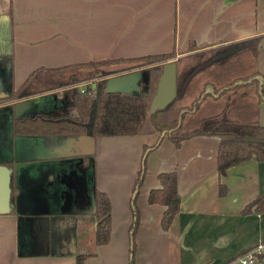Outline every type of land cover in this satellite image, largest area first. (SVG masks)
Returning <instances> with one entry per match:
<instances>
[{
    "label": "crops",
    "instance_id": "1",
    "mask_svg": "<svg viewBox=\"0 0 264 264\" xmlns=\"http://www.w3.org/2000/svg\"><path fill=\"white\" fill-rule=\"evenodd\" d=\"M257 36L255 55L245 50L227 59L238 61L242 53H250L255 62L252 75L259 73L264 80V0H0V70L5 71L4 82L10 85L9 89L17 88L29 72L42 66L171 51L177 72L179 59L205 55L224 44ZM220 63L207 64L211 67ZM226 65L221 76L213 78L219 85L238 78ZM64 88L59 86L40 96L36 93L13 98L9 104L4 144L11 140L19 145V150L23 148L11 158L7 154L0 157V163L10 172L12 169L8 183L10 201L12 193H17L20 187L18 172L29 163L61 156L67 144L63 137H72L11 135L9 121L14 103L30 99L38 104L21 108L19 114L53 110L62 103L61 94L54 92ZM262 90L264 94V83ZM43 96L50 99L51 107L46 108L48 103L40 105ZM225 97V101L232 103L225 106L224 113L243 112L242 115L249 114L248 119L264 125V100L255 97L254 109L248 112L247 103L240 101V97L233 99L232 94ZM157 136L158 132L153 131L95 137L93 185L78 182L76 208L67 204L63 207L67 213L29 208L18 215L13 206L0 212V264H77L76 255L80 253L85 254L80 264H128V228L132 217L129 196L142 147L152 144ZM218 141L216 134L195 133L175 146L163 135L147 154L146 172L136 196L139 218L134 235V264H243L239 257L264 241V210L241 212L247 202L264 196V159L248 158L219 175ZM77 166L89 167L81 162ZM171 170L176 174L180 203L177 214L163 229L160 221L164 206L150 203L147 195L150 189L159 187L157 174ZM95 188L104 191L110 200V237L105 244H95L94 223L89 216ZM31 215L41 216L45 223L42 226L37 221L29 223ZM49 215L74 216L73 236L58 243L64 224ZM53 221L54 232L49 226ZM29 227L37 234L52 231L54 242L46 249L34 247L39 241ZM37 227L41 230L36 231ZM83 246L87 250L81 249ZM246 264H264V252Z\"/></svg>",
    "mask_w": 264,
    "mask_h": 264
},
{
    "label": "trees",
    "instance_id": "2",
    "mask_svg": "<svg viewBox=\"0 0 264 264\" xmlns=\"http://www.w3.org/2000/svg\"><path fill=\"white\" fill-rule=\"evenodd\" d=\"M257 41L258 36L211 49L206 62L219 63L245 50L255 55ZM173 55L174 52L171 51L141 55L139 57L91 60V62L65 64L58 67L42 66L29 72L25 80L17 88H10L5 94H0V102H2L9 98H22L39 93L43 88H41L42 82L39 81L42 74L56 75V79L60 77L56 84L50 83L51 85L48 86H59L62 84L65 88L67 87L61 97L62 103L59 108L13 117L12 135L41 136L44 134H64L72 136L85 135L93 138L138 134L143 129L158 132V136L152 144H144L142 147L140 167L134 178V184L129 196V208L132 217L128 228V264H134V235L139 218L136 196L146 172V156L159 144L163 135H167L175 146L183 138L195 133H213L218 135L216 163L219 175L225 174L229 166L241 163L248 158L253 157L257 161L264 159V125L258 123L255 119L240 121L231 117L223 118V109L231 103L230 101H226L223 109L217 113L200 119L189 133L184 135L172 134L180 127L182 118L186 115L185 113L195 111L206 97L212 96L214 99H220L225 94V91L234 90L241 84L248 83L253 79L257 81L256 95L258 99L264 100L262 90L264 80L259 73L258 75L234 79L221 86H217L210 81L211 84L209 85H207L208 83H202L195 88L189 98L183 101V90L189 78V74L186 73L182 79L181 86L176 89L175 98L163 108H159L152 113L148 112L150 101L146 102L143 95L119 89L106 91L105 82L108 79V75L131 70L143 63L147 65L155 63L151 67H155L158 78L162 64ZM9 62L10 59L7 60V64ZM158 65L159 67H157ZM86 80L92 81L90 88L78 90L76 86L70 87L75 82ZM157 178L159 187L150 189L147 198L150 203H158L164 206L160 225L161 228L166 229L179 209L180 197L177 191L176 174L174 170L161 171L157 174ZM222 187L223 184H220L221 193ZM92 199L94 206L89 216L94 223V242L95 244H105L110 237V200L104 191L97 188L93 191ZM251 209L257 212L263 211L264 196H257L247 202L241 212H250ZM29 218V223L31 224L34 221H37L40 226L45 223H43L42 217L38 215H31ZM49 218H54L52 220H59L64 224L65 229L63 235L59 236L58 243L61 244L63 239H70L73 236L71 229L75 221L74 216L49 215ZM40 228L37 227L36 231ZM29 229L35 234V240L39 241L34 244V247L46 249L55 240L52 231L46 234L41 232L37 234L34 233L31 227ZM84 256V253L76 255V263L80 264Z\"/></svg>",
    "mask_w": 264,
    "mask_h": 264
},
{
    "label": "rangeland",
    "instance_id": "3",
    "mask_svg": "<svg viewBox=\"0 0 264 264\" xmlns=\"http://www.w3.org/2000/svg\"><path fill=\"white\" fill-rule=\"evenodd\" d=\"M209 53L205 55H196L191 58H184L177 60L178 68L176 72V89H178L181 86L182 79L185 77L186 73L189 74L188 81L185 85V88L183 90V101H185L187 98H189L190 95H192L193 91L196 87H198L202 83H208L207 85L211 84L210 82H213L215 85H219V83L214 82L213 78L217 75L221 76L223 73L226 64H229L231 68V73L235 72V74L238 76L237 79H241L247 76L252 75V70L255 68V62L251 57L250 53H242L241 59L234 60L232 59H226V61L221 62L220 64H211L212 66L209 67V64H207L206 61H208ZM171 58V57H170ZM169 58V59H170ZM172 59V58H171ZM168 60V59H167ZM155 63L151 65H147L145 63L135 66L133 69L140 70L141 71H134V72H128L125 73V75H119L117 76V87L116 89L122 90V91H128L133 92L139 95H143V98H145L146 102L151 101V97L154 93L155 86L157 83V73L154 66ZM225 65V66H224ZM224 66V68H222ZM152 70H151V68ZM159 67V65L157 66ZM192 68H195V72ZM157 69V68H156ZM193 70V71H192ZM197 71V72H196ZM6 74V73H4ZM43 76V77H42ZM112 75H108L110 77ZM5 75H3V70H0V93H5L9 90V86L5 84ZM107 77V78H108ZM4 78V79H3ZM136 81V83H133L132 80ZM60 77L56 79V75H49V74H42L39 81L42 82L41 88L42 90L39 91V94H42L44 92H53L52 89L58 88L59 86H63L60 84L59 86H48L52 83L56 84V81H59ZM209 80H211L209 82ZM51 83V84H50ZM76 84V82H75ZM75 84L70 87H75ZM54 85V84H53ZM221 86V85H219ZM64 87V86H63ZM68 87V88H70ZM67 88V87H66ZM57 89L55 94L59 95L61 94V97L63 95L64 90L66 89ZM257 93V81L253 79L252 81L248 83H243L234 90L230 89L228 91H225V94L220 99H214L212 96L206 97L199 105V107L192 112L185 113L186 115L182 118V122L179 128H177L174 132H172L173 135H184L192 131V128L196 125V123L204 118L209 117L212 114L217 113L219 110L223 109V105L225 104V95L232 94L233 99H236L237 96L240 97V101L244 100L247 103V109L248 112H252L254 109V99L258 96ZM236 94V95H234ZM34 95V94H32ZM48 95V94H47ZM40 96V95H39ZM30 103H33L32 100H27ZM48 102H51L50 99L46 100ZM235 100H233L234 102ZM232 103V100L230 101ZM51 103H48L47 107H51ZM224 113V112H223ZM243 112L239 114H229L224 113L223 118L231 117L235 119L242 120H252L248 119L247 115H242ZM7 119L6 117L0 113V157L2 155H9V157H13V155L18 153H21L19 150V145L15 142H11V140L7 141L6 144H4V134H5V128L7 127ZM153 132L152 130H145L139 134L143 133H149ZM62 136L58 137L61 138ZM71 138H76L74 142H70ZM65 144L63 150L72 152H76L78 159H80L81 163L88 164V168L83 167L82 169H79L75 166L76 160L74 157L70 156H60L58 157L60 160H66V162L61 163L62 167H71L74 176L73 178L67 179H55V178H48L46 174H44V171L39 169L40 167L37 166L35 163H29L27 168H24L22 171L18 172L17 181L18 185L20 187L18 188L17 193L14 191L12 193V197L14 200V211L18 213V215H23L24 213H21V204L18 203L17 205V197L21 198V201H23V204L26 205L27 209H31L32 211H45L46 209L49 210H58L61 211L60 213H67L64 210V206H67V203H71V208H76V201L74 200L72 189H70L69 186L72 185H78L77 178L79 175L84 177V181L90 183L93 185L94 176H95V166H94V160H95V149H94V140L95 137L91 138L88 136H72V137H63ZM13 144V145H12ZM18 145V146H17ZM67 145H70L69 148H67ZM88 145V146H87ZM15 146H17L15 148ZM16 149V150H15ZM62 151V150H61ZM67 160H71L72 162L69 163ZM13 161V159H11ZM10 161V162H11ZM124 159L121 158L120 162L123 163ZM67 163V164H66ZM68 163L70 165H68ZM140 163V160H139ZM140 167V166H139ZM82 170V171H81ZM34 174H37V178H34ZM52 186V188L50 187ZM67 191L69 192V198L67 197ZM21 195V196H20ZM53 195V198H50V196ZM34 202H33V201ZM66 200V202H65ZM62 201L64 202V205H62ZM64 207V208H63ZM54 222H51L49 224L50 229L54 232ZM87 246L81 247V249L87 250Z\"/></svg>",
    "mask_w": 264,
    "mask_h": 264
},
{
    "label": "water",
    "instance_id": "4",
    "mask_svg": "<svg viewBox=\"0 0 264 264\" xmlns=\"http://www.w3.org/2000/svg\"><path fill=\"white\" fill-rule=\"evenodd\" d=\"M162 68L161 71L158 75L157 78V83L155 86V91L152 95V99L149 103V107H148V112L152 113L155 110H158L159 108H163L165 105H167L168 103H170L176 95V81H175V77H176V64H175V58L174 59H168L167 61H165L162 64ZM117 76H110L108 77V79L106 80V91H112L115 90L117 87ZM133 83H136L135 79L132 80ZM30 100V99H27ZM26 100V102H16L14 103L13 109L15 112V115H21L18 113V110H20L23 107L26 106H34L36 107L38 104H34L30 103ZM48 98L44 97L40 98V105H46L47 103H49ZM83 136V135H81ZM85 136V135H84ZM89 137V136H88ZM76 140V138H71L70 142H74ZM63 146V145H62ZM88 146V145H87ZM64 147V146H63ZM70 145H67V148H69ZM23 148H21V152H22ZM70 156L71 158L74 157V159L76 160L75 166L77 168H79V166H77V164L80 162V159H78L77 153L76 152H72L71 150L65 152L64 154H61V156ZM60 157V156H59ZM63 162H66V160H60L58 157L57 158H52V157H47L46 159H44V161L42 162H38L37 166L40 167L39 169L44 171V174H46L48 176V178H55V179H70L73 178L74 176V172L72 170L71 167H62L61 163L63 164ZM67 162L71 163L72 161L67 160ZM68 163V165H70ZM67 164V163H66ZM80 169V168H79ZM82 171V170H81ZM12 172V169H11ZM10 170L8 167H6L4 164L0 163V212H5L7 211L10 207H14V200L13 198L10 201V197H9V191H10V187L8 185L9 180H10ZM81 180V182L85 183L86 186H88L89 183L84 181V177H82L81 175L78 176L77 178V183ZM52 188V186H50ZM70 189H72V193H73V197L74 200L76 199V195H77V189L75 185L69 186ZM67 197L69 198V192L67 191ZM21 196V195H20ZM50 198H53V195L50 196ZM76 201V200H75ZM66 202V200H65ZM18 203L21 204V213H24L23 211H25L27 209L26 205L23 204V201H21L20 197H17V205ZM69 204V203H67ZM66 204V205H67ZM62 205H64V202L62 201Z\"/></svg>",
    "mask_w": 264,
    "mask_h": 264
},
{
    "label": "built area",
    "instance_id": "5",
    "mask_svg": "<svg viewBox=\"0 0 264 264\" xmlns=\"http://www.w3.org/2000/svg\"><path fill=\"white\" fill-rule=\"evenodd\" d=\"M78 90H84L92 86L91 80L80 81L75 84ZM264 252V241L258 243L256 246L248 249L242 256L239 257V261L243 264L247 262H254L256 256Z\"/></svg>",
    "mask_w": 264,
    "mask_h": 264
},
{
    "label": "flooded vegetation",
    "instance_id": "6",
    "mask_svg": "<svg viewBox=\"0 0 264 264\" xmlns=\"http://www.w3.org/2000/svg\"><path fill=\"white\" fill-rule=\"evenodd\" d=\"M12 100H13V98H9V99H7L5 101L0 102V113L3 114L5 117L7 116V113L10 112L9 111V104L11 103ZM15 116H16L15 112H14L13 115L10 116L11 119H10L9 122H10L11 127H12V124H13V119H14L13 117H15ZM6 119H7V117H6Z\"/></svg>",
    "mask_w": 264,
    "mask_h": 264
}]
</instances>
